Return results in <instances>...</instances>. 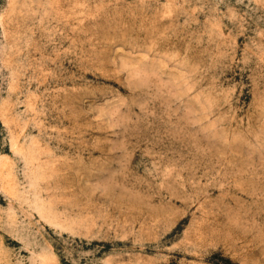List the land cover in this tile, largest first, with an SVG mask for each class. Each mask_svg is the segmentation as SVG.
<instances>
[{
  "label": "rangeland",
  "instance_id": "374dc122",
  "mask_svg": "<svg viewBox=\"0 0 264 264\" xmlns=\"http://www.w3.org/2000/svg\"><path fill=\"white\" fill-rule=\"evenodd\" d=\"M0 264H264V0H0Z\"/></svg>",
  "mask_w": 264,
  "mask_h": 264
}]
</instances>
